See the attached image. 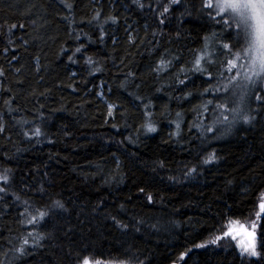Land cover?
<instances>
[{"label": "trees", "instance_id": "16d2710c", "mask_svg": "<svg viewBox=\"0 0 264 264\" xmlns=\"http://www.w3.org/2000/svg\"><path fill=\"white\" fill-rule=\"evenodd\" d=\"M166 2L0 0V264H264V100L223 122L224 57L193 70L220 26L203 0L160 24ZM236 222L258 257L224 236ZM29 233L45 239L21 256Z\"/></svg>", "mask_w": 264, "mask_h": 264}, {"label": "snow or ice", "instance_id": "6c2138e0", "mask_svg": "<svg viewBox=\"0 0 264 264\" xmlns=\"http://www.w3.org/2000/svg\"><path fill=\"white\" fill-rule=\"evenodd\" d=\"M139 3V0H137ZM181 4V0H167L164 4L162 11L159 13L160 24H164L166 14L169 13L173 5ZM141 8L144 7L142 3H139ZM203 9L210 10L207 15L215 24L220 26V33L214 32L212 39H219V43L214 52H209L208 39L205 38V45L202 53L198 55L194 62V71L205 73L207 72V79L210 81L213 79L212 74L207 68L202 65L214 64L217 59H220V68L223 69L221 76L227 74V83L222 84L224 92H231V95L236 97L233 101L232 107H229L227 102H221L216 105V108L220 110V117L223 122H228L230 117L227 113H231V123L242 122L244 124H250L256 119L252 109L245 108L246 101L249 99V94L254 95L257 102L264 100V96L261 92L264 91V0H203ZM97 14V17L98 18ZM115 22V21H113ZM15 28L16 25L11 26ZM23 27V25H21ZM78 38V37H77ZM101 40L103 34H101ZM81 49L77 48L76 52H80ZM71 59V57H69ZM88 63H92L89 58ZM170 63V62H169ZM167 64L164 60H161L158 70H166ZM183 71V69H182ZM0 75H3L0 72ZM184 83L183 80L180 81ZM220 88H216L215 92H220ZM208 89H205L207 92ZM215 95V93H213ZM209 104L212 101H208ZM112 106H109V115H111ZM180 113H177L179 116ZM144 127L148 132H155L156 128L151 122L145 123ZM177 129L180 125L177 123ZM3 126L0 125V132H2ZM209 131L212 129L209 128ZM229 129L226 127L225 131ZM27 135V133H25ZM35 135H40V129H35ZM214 155L206 159L205 163H211L214 159ZM191 171H195L192 169ZM9 180L8 175L0 174V181L7 184ZM7 189L0 187V193H6ZM2 199V197H0ZM152 197L149 196L148 200L151 202ZM56 207L63 209L64 205L60 201L55 202ZM260 212L257 213V218L260 217L261 213H264V198L259 205ZM46 215L45 212L39 213V218H43ZM37 217L32 216L29 220V224H35ZM237 228L243 232L247 238L246 242L239 245L241 248V255H247L249 257H258L260 253L257 251L255 228L253 224L251 231H249L244 225L236 222ZM232 235L235 239L234 230L230 227L229 231L224 233V236ZM32 237L30 244L28 239H23L20 247L16 251L21 255H26V246L36 249L41 247L40 241L45 239L43 235H35L29 233ZM222 237L217 236L212 243L220 240ZM197 247H205V245H197ZM183 259V255L181 256ZM82 264H90L88 258H84ZM98 264V262H97ZM123 264V262H122Z\"/></svg>", "mask_w": 264, "mask_h": 264}, {"label": "rangeland", "instance_id": "374dc122", "mask_svg": "<svg viewBox=\"0 0 264 264\" xmlns=\"http://www.w3.org/2000/svg\"><path fill=\"white\" fill-rule=\"evenodd\" d=\"M113 109V108H112ZM262 202V200H261ZM252 224H248V225H244L249 231H251V228H252ZM233 230H234V235H235V239H233V236L232 235H229V238L230 240L233 241V243L238 247L239 251L241 252V248L239 247V245L243 244L246 242V237L244 236L243 232L240 231L237 226H233L231 227ZM255 235H256V245H257V230L255 228ZM247 256V255H245ZM247 258H252V257H249L247 256Z\"/></svg>", "mask_w": 264, "mask_h": 264}]
</instances>
